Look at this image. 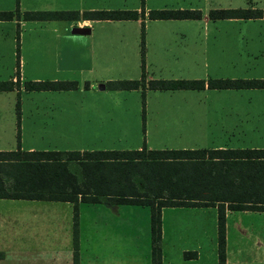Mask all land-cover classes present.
<instances>
[{"label":"rangeland","instance_id":"rangeland-1","mask_svg":"<svg viewBox=\"0 0 264 264\" xmlns=\"http://www.w3.org/2000/svg\"><path fill=\"white\" fill-rule=\"evenodd\" d=\"M142 5L148 10H198L207 25H202V18L198 21L151 20L145 23L144 36H141L140 24L135 21L93 23V31L89 34H72L69 28L67 36L55 38L50 32L40 29L36 21H24L14 29L13 68H0V80L17 77V52L20 85L17 90L0 93V109L13 112L18 119L17 101V111L22 112L27 121L21 134L18 124L16 126V147L20 138L24 143L33 141L37 147L56 145L58 150H77L80 147L119 150L132 147L137 142L140 145L143 142L145 147L151 145L150 149H175V146L207 148L222 141L228 145L246 146L257 143L260 138L264 145V88L145 90L142 95L140 89L118 91L99 90L97 87L108 81L140 79L142 71L146 78L264 79V19H207L208 11L215 8L251 5L264 9V0H143L142 4L141 0H125L114 9L139 11ZM182 24H195L196 31L189 28L183 38L174 32ZM90 50L99 57L98 62L94 59L90 63L85 59L89 57ZM187 57L189 62L185 61ZM55 80L75 81L77 87L65 91H26L23 87V83L28 81ZM85 83L91 84L92 88L84 87ZM66 110L102 112L105 115L103 119L108 121L104 124V132L90 133L85 125L86 118H78L79 122L68 133L48 132L49 128L44 123L34 124L33 129L30 127L31 121L37 119L38 111ZM220 119L229 121L230 133L223 131ZM31 202L45 204L44 201L0 199V208L6 204ZM101 208L105 206L80 204L82 259L93 254L121 252L126 258L131 256L132 259L126 261L128 264H146L147 250L150 249L148 207L113 205L106 207L109 209ZM181 211L165 209L162 216L165 261L168 256L173 257V251L184 240L182 233L177 235L176 231L183 228L186 218L191 217ZM60 213H64V209L55 211L57 215ZM190 215L200 221L190 220V225L185 227L192 231L196 228L199 232L203 229V248L208 250V240H216V209L207 207L199 215L196 211ZM192 235L196 233L192 232ZM225 237L228 258L250 250L264 255V213L230 211L225 218ZM116 238L120 239L118 244L114 241ZM102 240L107 243L102 244ZM185 240L195 242L193 238Z\"/></svg>","mask_w":264,"mask_h":264},{"label":"trees","instance_id":"trees-1","mask_svg":"<svg viewBox=\"0 0 264 264\" xmlns=\"http://www.w3.org/2000/svg\"><path fill=\"white\" fill-rule=\"evenodd\" d=\"M141 0V4H142ZM258 8L212 9L209 19H253ZM136 10H33L21 16L0 11V20H132ZM148 19H197L196 10H149ZM142 28V27H141ZM142 36V29H141ZM17 42V39H16ZM14 80L0 81V91L18 88L16 52ZM110 90H200L264 88V79H149L108 81ZM26 91H61L74 81H28ZM18 102L16 113L18 115ZM18 139V134H16ZM0 199L71 203L72 260L78 258L79 203L141 205L149 209L150 264H161V209L215 207L219 264L224 261L225 211L264 212V148L260 149H140L131 150H14L0 151ZM195 257L184 251L182 258Z\"/></svg>","mask_w":264,"mask_h":264},{"label":"crops","instance_id":"crops-1","mask_svg":"<svg viewBox=\"0 0 264 264\" xmlns=\"http://www.w3.org/2000/svg\"><path fill=\"white\" fill-rule=\"evenodd\" d=\"M125 0H0V11H14L16 10L18 14H21L24 11H33V10H77L79 13L82 11L88 10H129V9H114L121 4ZM149 7V6H148ZM124 8H128L124 6ZM135 9L137 7H134ZM237 8H255L251 5L245 7H236V8H215V9H237ZM31 9V10H26ZM259 9V8H258ZM143 12V16H138L137 19L132 20H88V19H78L74 21L67 20H42L36 21L38 25H40V29L45 32H50L55 37L67 36L69 34V28L71 29L74 26L78 27H86L88 28L89 34L93 31V23H119V22H127V21H135L140 24V34L142 29V34L144 36L145 31V23L151 20H190V21H198L201 18L202 25H207V21L204 16H201L199 12V18L197 19H148L146 14L149 10H193V9H144L143 5L139 9V11ZM212 10V9H211ZM262 16L259 18L253 19H237L230 18L236 20H255V19H264V9ZM138 11V9L136 10ZM207 19L208 18L207 13ZM220 20V19H214ZM24 21H32V20H22L17 19V17L11 20H0V68L11 69L13 68V43H14V29L19 27V24L23 25ZM73 22V23H67ZM195 24H182L178 25L174 32H176L181 37H186L189 32V28L194 32ZM142 27V28H141ZM158 33V32H157ZM74 34V33H72ZM81 34V35H86ZM53 42H55L53 40ZM186 44V42H185ZM89 57H85L90 63H93L94 59L96 62L99 61V57L94 55V52L90 50ZM96 57V58H95ZM52 61L56 62L55 58L52 57ZM186 62H189V58L187 57ZM192 62H195L196 59H191ZM144 73V71H143ZM10 77V76H9ZM7 77L6 80H14V76L10 78ZM145 81L149 79H162V78H149L144 76ZM181 79V78H174ZM207 79H225V78H207ZM202 79V80H207ZM235 79V78H228ZM244 79V78H243ZM255 79V78H251ZM0 80V81H6ZM129 80V79H127ZM131 80V79H130ZM75 82V81H74ZM20 83V77H19ZM76 83V82H75ZM105 84V83H104ZM103 84V85H104ZM92 88L91 84H84V87ZM77 87V83H76ZM75 87V88H76ZM19 88V86H18ZM18 88L8 90L13 91ZM74 88V89H75ZM105 88V85H104ZM103 88V89H104ZM99 89V88H98ZM106 89V88H105ZM139 89V88H138ZM227 90V89H212V88H203L200 90H192V91H201V90ZM254 89H263V88H254ZM71 90V89H70ZM102 90V89H99ZM134 90V89H133ZM149 90V89H146ZM179 90H189V89H179ZM228 90H241V89H228ZM8 91H0L8 92ZM49 91V90H48ZM65 91V90H64ZM121 91V90H118ZM128 91V90H123ZM145 91V90H144ZM158 91H177V90H158ZM13 112L2 111L0 109V151L14 150L19 148L20 150H58L59 147L56 145L52 147H37L34 145L33 141L23 142V139L20 138L17 147L15 139V130L18 124L19 131L21 134V130L23 128V124L27 121L24 120V116L22 112L18 114V119L16 116L14 117ZM105 115L102 112L92 111L87 113L76 112L72 110L66 111H41L36 112V120L31 121V128L33 129L34 124H42L46 125L49 129L48 132H70L72 127L78 123V118H86L85 125L89 128L90 133H103L104 132V124L107 123L105 119H103ZM109 117V115L107 116ZM228 117V116H224ZM16 118V119H15ZM229 118V117H228ZM117 123V122H116ZM219 123L223 128L225 133H230V123L224 119H220ZM6 135V136H5ZM145 139V137H144ZM257 143H249L248 145L242 146H233L228 145L227 142L222 141L220 143L212 144L207 148H194V149H260L264 148V145L261 143V138L256 141ZM146 143V139L144 140ZM143 144V142H142ZM139 142L134 145L125 147L126 149L119 150H131V149H140L142 146ZM51 148V149H49ZM80 147L77 151H90V150H116L101 147L100 149L94 147L87 149H82ZM146 149H150L151 145L145 147ZM153 148V147H152ZM171 148V147H170ZM175 149H187L185 146L181 147H173ZM191 149V147H189ZM67 150V149H66ZM71 150V149H70ZM10 201H42V200H24V199H9ZM45 204H35L33 202L25 203V204H6L2 208H0V264H73L72 260V233H71V216H72V207L69 202L62 201H44ZM80 204H99L104 205L105 208L101 209H109L106 207H113V205H127V204H107V203H79L78 205V258L77 263L79 264H128L126 261H130L129 257L122 255V253H102L100 255L93 254L89 258L82 259L81 254V246L83 241L81 240L80 230H79V207ZM141 206V205H134ZM205 208L207 207H164L161 209V238L163 240V227H162V216L165 209H169V211L174 209L182 210V213L185 216H190L191 218H186L183 223V228L176 231L178 233H182V245L176 248L173 251V257L169 258L165 261V257L162 253L161 256V264H219L217 255L215 253L216 240L210 239L209 241V249L203 248L205 245V237L203 236V229L199 232L196 228L194 231L190 230V228H186L185 225H190V220L198 222L199 218H193L195 216L190 215V212L196 211L199 213H203ZM210 208V207H208ZM215 209L214 207H212ZM64 209V213L55 214L56 210ZM98 209V208H96ZM186 209V210H184ZM149 210V209H148ZM230 212V211H229ZM228 211L225 213L226 215L229 213ZM248 212V211H244ZM255 213H264L263 211H250ZM149 216V214H148ZM213 221H215V214ZM182 222L179 224L181 225ZM199 225V223H198ZM192 232H195L196 235H192ZM204 237V238H203ZM193 238V241H186L185 239ZM226 239V237H225ZM247 239V238H246ZM251 239V238H250ZM116 244L120 242L119 238L114 239ZM247 241V240H246ZM251 241V240H250ZM86 243V241H85ZM107 243L106 240H102V244ZM163 245V243H162ZM225 248H224V261L223 264H264V255L254 254L251 250L249 252H245L242 255H235L234 258H228L226 255V240H225ZM163 248V246H162ZM63 250V251H62ZM184 251H194L195 257L191 259L182 258V253ZM128 259V260H127ZM146 264H150V249L147 250L146 254Z\"/></svg>","mask_w":264,"mask_h":264},{"label":"water","instance_id":"water-1","mask_svg":"<svg viewBox=\"0 0 264 264\" xmlns=\"http://www.w3.org/2000/svg\"><path fill=\"white\" fill-rule=\"evenodd\" d=\"M88 28L86 27H78V26H74L70 29V32L71 33H74V34H86L88 33ZM99 89H103L104 88V85L103 84H98L97 86Z\"/></svg>","mask_w":264,"mask_h":264}]
</instances>
